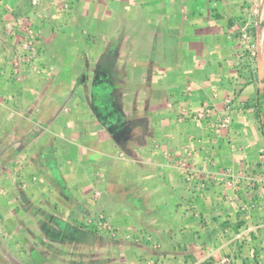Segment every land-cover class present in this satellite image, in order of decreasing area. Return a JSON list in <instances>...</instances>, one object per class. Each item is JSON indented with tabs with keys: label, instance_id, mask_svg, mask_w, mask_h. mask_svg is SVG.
I'll list each match as a JSON object with an SVG mask.
<instances>
[{
	"label": "crops",
	"instance_id": "1",
	"mask_svg": "<svg viewBox=\"0 0 264 264\" xmlns=\"http://www.w3.org/2000/svg\"><path fill=\"white\" fill-rule=\"evenodd\" d=\"M263 4L0 0V264H264Z\"/></svg>",
	"mask_w": 264,
	"mask_h": 264
},
{
	"label": "built area",
	"instance_id": "2",
	"mask_svg": "<svg viewBox=\"0 0 264 264\" xmlns=\"http://www.w3.org/2000/svg\"><path fill=\"white\" fill-rule=\"evenodd\" d=\"M31 3L34 7H36L39 3V0H31ZM65 6H68V2L65 4ZM249 11L253 13L254 15L257 14L258 9L257 6H252L249 8ZM244 24V21H242ZM23 27H24V35L20 42L19 52L17 53L15 59L13 60V70L15 73L19 72V67L22 62H29L33 59V57L36 55V43L38 40L39 33L38 31L33 27L32 22L29 19H24L23 21ZM242 24V25H243ZM239 44L244 48L245 51H248L251 56L256 55L257 46L252 38L251 32L246 28L245 24L241 26L240 28V35H239ZM227 114L222 117L216 124H215V131L227 129L230 126L231 119H230V108L229 106L226 107ZM211 110L208 107H204L203 109L197 111V112H191V113H182L181 119L190 118L195 124V126H199L201 121L206 119L211 115ZM189 161H184L181 165V167H186ZM199 174L197 175V177ZM196 186L197 188H205V182L200 180V177L196 179ZM231 183H229L230 185ZM104 221H102L103 223ZM105 223V222H104ZM104 227L111 235L113 232V229L110 228L106 223L104 224Z\"/></svg>",
	"mask_w": 264,
	"mask_h": 264
},
{
	"label": "rangeland",
	"instance_id": "3",
	"mask_svg": "<svg viewBox=\"0 0 264 264\" xmlns=\"http://www.w3.org/2000/svg\"><path fill=\"white\" fill-rule=\"evenodd\" d=\"M258 12L256 15L248 11L244 18V24L246 28L251 32L252 38L254 39L257 50L256 55L251 56L250 53L247 52L248 58L253 63V72L256 75L255 79H258L260 81L259 83L264 82V4L263 7L257 6ZM242 49H244L241 46ZM245 51V50H244ZM259 59V64L256 61V58ZM260 74V76H259ZM261 78V80L259 79Z\"/></svg>",
	"mask_w": 264,
	"mask_h": 264
},
{
	"label": "trees",
	"instance_id": "4",
	"mask_svg": "<svg viewBox=\"0 0 264 264\" xmlns=\"http://www.w3.org/2000/svg\"><path fill=\"white\" fill-rule=\"evenodd\" d=\"M255 108L259 126L264 136V82L257 90Z\"/></svg>",
	"mask_w": 264,
	"mask_h": 264
}]
</instances>
